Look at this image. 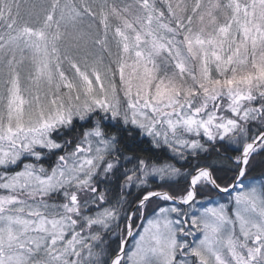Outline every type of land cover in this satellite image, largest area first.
<instances>
[{"label": "snow or ice", "instance_id": "obj_1", "mask_svg": "<svg viewBox=\"0 0 264 264\" xmlns=\"http://www.w3.org/2000/svg\"><path fill=\"white\" fill-rule=\"evenodd\" d=\"M257 157L264 0H0V264H264Z\"/></svg>", "mask_w": 264, "mask_h": 264}, {"label": "trees", "instance_id": "obj_2", "mask_svg": "<svg viewBox=\"0 0 264 264\" xmlns=\"http://www.w3.org/2000/svg\"><path fill=\"white\" fill-rule=\"evenodd\" d=\"M264 159V157H257L256 167L250 173V175H259L262 170H264V164H261L260 161Z\"/></svg>", "mask_w": 264, "mask_h": 264}, {"label": "rangeland", "instance_id": "obj_3", "mask_svg": "<svg viewBox=\"0 0 264 264\" xmlns=\"http://www.w3.org/2000/svg\"><path fill=\"white\" fill-rule=\"evenodd\" d=\"M131 243V242H130Z\"/></svg>", "mask_w": 264, "mask_h": 264}]
</instances>
